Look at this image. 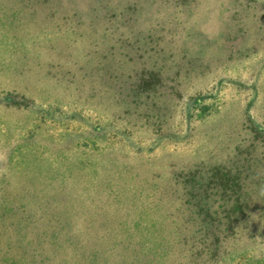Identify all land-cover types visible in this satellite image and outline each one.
I'll list each match as a JSON object with an SVG mask.
<instances>
[{"label": "rangeland", "instance_id": "rangeland-1", "mask_svg": "<svg viewBox=\"0 0 264 264\" xmlns=\"http://www.w3.org/2000/svg\"><path fill=\"white\" fill-rule=\"evenodd\" d=\"M0 264H264V0H0Z\"/></svg>", "mask_w": 264, "mask_h": 264}, {"label": "trees", "instance_id": "trees-1", "mask_svg": "<svg viewBox=\"0 0 264 264\" xmlns=\"http://www.w3.org/2000/svg\"><path fill=\"white\" fill-rule=\"evenodd\" d=\"M114 161L115 160H113V161L111 160V163H114ZM120 164H125V163H120ZM114 165H116V164H114ZM114 165L110 166V168L105 167L106 171L104 172V174L100 177V179L97 182V192L99 194L105 192L104 197H107V199L110 200L112 202V204L113 203L119 204V201H121L122 198L124 200V198L125 199H129V198L131 199V197H132V198L137 199L138 197H141L142 193L139 191L140 188H135L133 186V182L131 181V177H128L127 179L121 181V183L120 182H113L112 184L109 183V181L111 179H114V177L112 178V176H111V173L113 174V172H110L114 169L113 168ZM86 193H87V190L85 191V194ZM111 199H113V200H111ZM102 208H103V206H102ZM136 210H137V207L132 209V206L127 204L126 212L124 213V215H126V216L122 219H115L116 224L119 225V227L120 226L121 227H128L130 216H131L132 212L136 211ZM103 220H104V222L108 221L107 218L106 219L103 218ZM143 224L144 223L141 224L140 219L136 220V225L139 226L138 228L142 231L145 229V226Z\"/></svg>", "mask_w": 264, "mask_h": 264}]
</instances>
